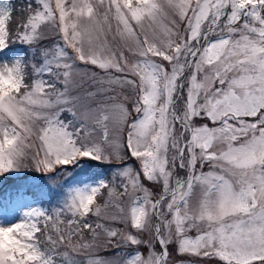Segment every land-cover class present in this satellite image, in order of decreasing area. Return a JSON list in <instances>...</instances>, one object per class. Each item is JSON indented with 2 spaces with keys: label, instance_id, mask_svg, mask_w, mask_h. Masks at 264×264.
Instances as JSON below:
<instances>
[{
  "label": "snow or ice",
  "instance_id": "6c2138e0",
  "mask_svg": "<svg viewBox=\"0 0 264 264\" xmlns=\"http://www.w3.org/2000/svg\"><path fill=\"white\" fill-rule=\"evenodd\" d=\"M15 11L0 0V264H169L173 244L264 264V0H32L14 29Z\"/></svg>",
  "mask_w": 264,
  "mask_h": 264
},
{
  "label": "rangeland",
  "instance_id": "374dc122",
  "mask_svg": "<svg viewBox=\"0 0 264 264\" xmlns=\"http://www.w3.org/2000/svg\"><path fill=\"white\" fill-rule=\"evenodd\" d=\"M27 1H28V5H29L30 2H32V0H27ZM33 6H35V5H33ZM28 14H29V12H28V9H27L24 18ZM146 30L149 31V33H151V31H152V29L149 28L147 25H146ZM46 32H47L48 38L45 40V44H48L54 39V37L52 36L50 29H46ZM109 42H110V47L113 50H116L117 52L123 51L125 56H128V58L130 60L133 59V57L131 56V54L127 50V48H125L123 46L122 42L118 38L116 40H112V37L109 36ZM77 65H78V68H79L80 76H87V75H90L92 72H96V73L102 75L100 70L95 68L92 65L80 64L79 61H77ZM116 75H120V74L117 73ZM114 94H116L118 96V100L120 102L126 103L129 106V108L131 109V105H132V102L135 99V96L133 95V93H132V91L130 89L117 87L116 88V92ZM124 97H128V99L125 100ZM133 116H135V113H133ZM122 152H126V149H122ZM124 164L132 165L133 167H138V165H137V163H136V161L134 159L132 161L125 160L122 163L120 161L114 160L113 163L107 164V167L98 168L97 172L99 173L100 176L110 180L112 178V176L114 175L115 171L117 169H119V168H122L124 166ZM69 170H71V166H69ZM207 170H208L207 167H205L204 171H207ZM29 175L38 176L39 174L33 172V173H30ZM66 175L67 174H65V176ZM63 178L64 177H61V179H63ZM35 182L38 183L39 181H35ZM12 183H13L12 180H8L7 182H5L2 185V187L7 189ZM117 183H119V181H117ZM145 185L153 193L154 197H158L159 196V194L161 192V188H160V186L158 184L150 183V182L145 181ZM106 199H108L106 191L104 192V194L102 196L98 197V201L101 202V203H103ZM196 199H197V197L194 196L193 200H192V203L194 205L196 203ZM37 206H39V205H37ZM45 207H47V206H45ZM107 211H108L109 215H111V214H113L114 210L109 208ZM89 219L92 222H96V217H94V216H90ZM108 226L117 227V228H120V229H122L124 231H128V229L125 228L124 225H115V224L108 223ZM189 235L195 236L196 233H195V231H193V232H190ZM88 238H90V237H88ZM143 238L149 239L148 234L144 233L143 234ZM110 249L111 248H109L108 251L103 253L102 250H105V248H101V249H99L97 254L100 257L104 258V259L120 260V259L123 258V256H116L115 253L117 251H119L122 254H126L129 251V249H115V248L113 250L109 251ZM170 249H171V251H170V256H169V264H220V262L216 258L197 257V256H193V255H188V254H183V255L179 254L175 250L176 246L174 244L170 245ZM156 250L159 251V246L158 245L156 246ZM140 251L143 252L145 255H147V253H148V249L145 246H142L140 248Z\"/></svg>",
  "mask_w": 264,
  "mask_h": 264
},
{
  "label": "trees",
  "instance_id": "16d2710c",
  "mask_svg": "<svg viewBox=\"0 0 264 264\" xmlns=\"http://www.w3.org/2000/svg\"><path fill=\"white\" fill-rule=\"evenodd\" d=\"M12 2L15 5V9H16V11L14 12V19L12 22V27L15 29L17 24L22 23V21L24 20V16H25L26 11L28 9V1L27 0H12ZM127 160L132 161L133 159L129 158ZM104 167H107V164L101 165L99 168H104ZM108 249L102 250V252L105 253L106 251H108ZM113 249L114 248H111L109 251H111ZM170 251H171V249L169 246V252Z\"/></svg>",
  "mask_w": 264,
  "mask_h": 264
}]
</instances>
